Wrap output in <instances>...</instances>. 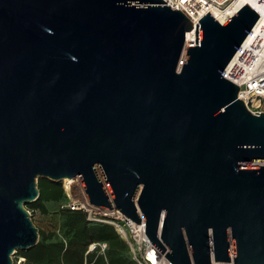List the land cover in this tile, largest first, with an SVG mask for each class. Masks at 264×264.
Returning <instances> with one entry per match:
<instances>
[{"label":"water","instance_id":"1","mask_svg":"<svg viewBox=\"0 0 264 264\" xmlns=\"http://www.w3.org/2000/svg\"><path fill=\"white\" fill-rule=\"evenodd\" d=\"M260 15L207 12L191 46L169 0H0V264L38 242V177L141 214L171 264H211L210 238L264 264V112L221 74Z\"/></svg>","mask_w":264,"mask_h":264},{"label":"built area","instance_id":"2","mask_svg":"<svg viewBox=\"0 0 264 264\" xmlns=\"http://www.w3.org/2000/svg\"><path fill=\"white\" fill-rule=\"evenodd\" d=\"M191 22L192 27L185 32L184 40L191 46L200 44V25L198 19L209 12L219 23H224L245 2L250 8H257L261 13L256 20V25L244 41L240 44L233 56L223 68L221 74L238 86L237 98L241 99L245 107L252 113L264 112V0H169ZM195 23L196 31H195ZM257 103H254V102ZM99 168V167H98ZM78 196L71 193L70 187L64 192L68 196L66 206L71 210H82L89 222H106L111 224L117 233L127 242L130 258L137 264H171L164 255L168 251L162 243L164 250L161 252L147 237L144 232L145 224L141 216L136 222L116 209H107L92 205L85 193L79 177ZM74 195V197L72 196ZM107 209L108 212H104ZM99 215L107 216L101 218ZM98 247L104 252L105 242H94L88 251ZM211 264H233L232 260L215 261L210 238Z\"/></svg>","mask_w":264,"mask_h":264},{"label":"trees","instance_id":"3","mask_svg":"<svg viewBox=\"0 0 264 264\" xmlns=\"http://www.w3.org/2000/svg\"><path fill=\"white\" fill-rule=\"evenodd\" d=\"M37 187L38 198L26 203V207L42 213L46 212V201H57L65 193L60 181L46 177H38ZM63 217L65 237L51 240V235L39 230L36 245L16 250V254L24 257V264H137L129 256L127 242L111 224L89 222L85 212L77 209H65ZM94 242H105V251L100 252L98 247L88 251Z\"/></svg>","mask_w":264,"mask_h":264},{"label":"rangeland","instance_id":"4","mask_svg":"<svg viewBox=\"0 0 264 264\" xmlns=\"http://www.w3.org/2000/svg\"><path fill=\"white\" fill-rule=\"evenodd\" d=\"M254 103H257L256 101ZM99 179L104 182V177L101 175V173H97ZM61 186L64 191V180H60ZM106 187V186H105ZM107 192L109 191L108 188L106 189ZM64 193V192H63ZM74 197V195H72ZM68 201V196L64 193V195L57 201H46L45 202V207H46V212L42 213L38 209L36 210H31L26 207V209L29 210L31 219L38 228V233L39 230L44 234V235H51V240L55 239H61L65 237L66 231L65 228L63 227V211L65 209H69L66 206V203ZM78 210V209H77ZM84 212V211H83ZM104 212H108L107 209L104 210ZM86 215V214H85ZM98 217H105L103 215H99ZM40 239V234L38 236V240ZM12 261L13 264H24V257L14 253L12 255Z\"/></svg>","mask_w":264,"mask_h":264},{"label":"bare ground","instance_id":"5","mask_svg":"<svg viewBox=\"0 0 264 264\" xmlns=\"http://www.w3.org/2000/svg\"><path fill=\"white\" fill-rule=\"evenodd\" d=\"M96 172L101 173L100 168L96 167ZM102 175V173H101ZM65 191H67L68 187H70L71 193L78 196V183L75 177L72 178H63Z\"/></svg>","mask_w":264,"mask_h":264}]
</instances>
